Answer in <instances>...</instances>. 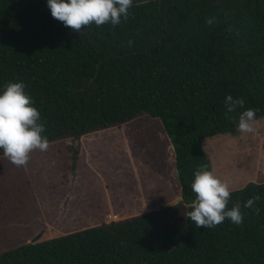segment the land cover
I'll list each match as a JSON object with an SVG mask.
<instances>
[{
	"label": "trees",
	"instance_id": "16d2710c",
	"mask_svg": "<svg viewBox=\"0 0 264 264\" xmlns=\"http://www.w3.org/2000/svg\"><path fill=\"white\" fill-rule=\"evenodd\" d=\"M11 81L25 83L49 145L158 119L182 201L23 244L0 264H264V182L230 192L240 224L198 228L187 215L194 172L211 170L202 140L236 135L245 109L264 119V0H134L118 25L79 30L53 18L46 0H0V86ZM229 94L243 107L228 113Z\"/></svg>",
	"mask_w": 264,
	"mask_h": 264
},
{
	"label": "rangeland",
	"instance_id": "374dc122",
	"mask_svg": "<svg viewBox=\"0 0 264 264\" xmlns=\"http://www.w3.org/2000/svg\"><path fill=\"white\" fill-rule=\"evenodd\" d=\"M253 129L202 140L211 171L231 191L264 182V119L255 120ZM75 149L85 158L77 172L68 159ZM91 158H100L107 172L95 171ZM66 165L72 171L62 179ZM180 201L171 143L161 122L147 115L33 150L24 166L0 156V254L35 238L47 241L97 227L100 215L126 219Z\"/></svg>",
	"mask_w": 264,
	"mask_h": 264
},
{
	"label": "clouds",
	"instance_id": "9594fccd",
	"mask_svg": "<svg viewBox=\"0 0 264 264\" xmlns=\"http://www.w3.org/2000/svg\"><path fill=\"white\" fill-rule=\"evenodd\" d=\"M53 18L62 21L65 26L79 30L82 25L92 23L100 26L110 23L115 26L121 19H127L134 0H46ZM212 24L213 19L206 20ZM243 98L234 99L231 94L225 97L228 113L237 107H243ZM258 109L248 108L239 115L238 128L241 132H252ZM45 133V124L35 106L33 98L26 91L23 81L7 82L0 86V150L16 166H24L33 150L46 151L49 140ZM196 194L192 210L187 213L198 228H212L226 218L234 224L243 222L240 205L228 208L230 186L220 179L207 166H201L194 172L191 183ZM250 198L245 207L253 204Z\"/></svg>",
	"mask_w": 264,
	"mask_h": 264
},
{
	"label": "crops",
	"instance_id": "0c3cea01",
	"mask_svg": "<svg viewBox=\"0 0 264 264\" xmlns=\"http://www.w3.org/2000/svg\"><path fill=\"white\" fill-rule=\"evenodd\" d=\"M68 159L71 160V164H72V158H68ZM84 160H85V158H77V160H76V162H75L76 165H77V168H76L75 172L78 171V167H79V165H80L81 163H83ZM98 160H100V158H91V163H92V164L95 163V164H94V166H95V171H98L101 167H104V168H105V169H104L105 172H107V170H106V165L101 164L100 162H98ZM75 163H74V165H75ZM71 164H70V166H71ZM66 167H67L66 172L63 173V175L61 174V175H62V179H64L65 176L68 175L70 171H72V170H69V169H68V166H67V165H66ZM92 167H93V165H92ZM109 172H110V169H109ZM69 192H70V189H66V191L63 193V197L65 198V196H66L65 193H69ZM69 198H70V199H73L72 196H70ZM100 216L102 217V222H103L102 224H104V223H109V222H112V221L122 220V219L119 218L118 215H116V214H111V213H107V214H105L104 216H103V215H100ZM95 217H99V216L97 215V216H95ZM124 219H125V218H124Z\"/></svg>",
	"mask_w": 264,
	"mask_h": 264
},
{
	"label": "water",
	"instance_id": "95a60500",
	"mask_svg": "<svg viewBox=\"0 0 264 264\" xmlns=\"http://www.w3.org/2000/svg\"><path fill=\"white\" fill-rule=\"evenodd\" d=\"M38 240V238H35L34 240L31 241V243H35Z\"/></svg>",
	"mask_w": 264,
	"mask_h": 264
}]
</instances>
